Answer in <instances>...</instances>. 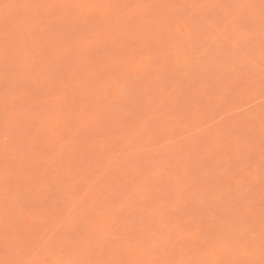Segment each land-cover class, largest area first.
Returning a JSON list of instances; mask_svg holds the SVG:
<instances>
[{
  "label": "rangeland",
  "instance_id": "374dc122",
  "mask_svg": "<svg viewBox=\"0 0 264 264\" xmlns=\"http://www.w3.org/2000/svg\"><path fill=\"white\" fill-rule=\"evenodd\" d=\"M0 264H264V0H0Z\"/></svg>",
  "mask_w": 264,
  "mask_h": 264
}]
</instances>
